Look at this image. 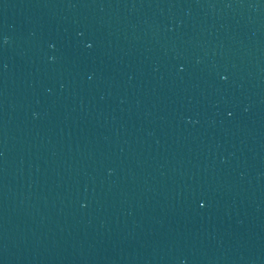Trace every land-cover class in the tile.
Masks as SVG:
<instances>
[{"label": "water", "instance_id": "95a60500", "mask_svg": "<svg viewBox=\"0 0 264 264\" xmlns=\"http://www.w3.org/2000/svg\"><path fill=\"white\" fill-rule=\"evenodd\" d=\"M0 264H264V0H0Z\"/></svg>", "mask_w": 264, "mask_h": 264}]
</instances>
